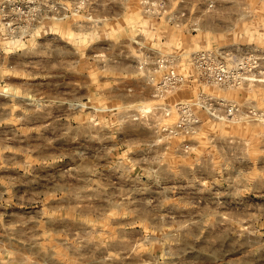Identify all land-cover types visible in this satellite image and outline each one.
<instances>
[{"label":"rangeland","instance_id":"obj_1","mask_svg":"<svg viewBox=\"0 0 264 264\" xmlns=\"http://www.w3.org/2000/svg\"><path fill=\"white\" fill-rule=\"evenodd\" d=\"M0 264H264V0H0Z\"/></svg>","mask_w":264,"mask_h":264},{"label":"built area","instance_id":"obj_2","mask_svg":"<svg viewBox=\"0 0 264 264\" xmlns=\"http://www.w3.org/2000/svg\"><path fill=\"white\" fill-rule=\"evenodd\" d=\"M191 60L202 76L201 80L214 82L225 87L242 85L245 80H250L252 76H256V67L253 64L255 61L253 62L250 56L243 57L236 66H230L218 52L201 50L192 54ZM176 62L177 59L173 55L158 59V70L162 71V79L158 84L161 91L175 89L182 83V75L176 69ZM193 103L205 108L212 118L235 117L240 112V107L236 103L201 93L197 101L177 105L176 110L179 111V118L181 119L178 127L173 130H176V133L185 134L189 132L195 123L197 117L191 108Z\"/></svg>","mask_w":264,"mask_h":264},{"label":"bare ground","instance_id":"obj_3","mask_svg":"<svg viewBox=\"0 0 264 264\" xmlns=\"http://www.w3.org/2000/svg\"><path fill=\"white\" fill-rule=\"evenodd\" d=\"M261 80H262V79H261ZM144 111L148 112L149 110H147V109H144Z\"/></svg>","mask_w":264,"mask_h":264}]
</instances>
